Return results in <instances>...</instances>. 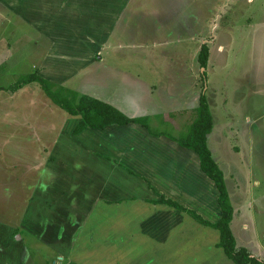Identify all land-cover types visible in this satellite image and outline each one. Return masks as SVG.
<instances>
[{
	"label": "rangeland",
	"instance_id": "rangeland-1",
	"mask_svg": "<svg viewBox=\"0 0 264 264\" xmlns=\"http://www.w3.org/2000/svg\"><path fill=\"white\" fill-rule=\"evenodd\" d=\"M14 1L15 6H20L19 0ZM73 2L67 3L64 12L55 14L53 30L47 26L42 33L37 34L32 25L25 23L22 18L18 20L17 16H10L4 20L0 15V86L16 84L22 75L46 70V65H42L40 60L49 52L55 53V58L54 65L47 72L57 70L62 75L61 72L69 73L75 68V73L83 71L85 75H136L150 85H156L154 97L158 99V93L164 86L170 85L176 93L183 90L185 79L180 67L186 58L192 66L187 74L196 75L195 95L205 91L213 114L214 135L213 138L210 137L212 134L209 136V147L215 152L214 158L227 172L225 176L229 191H232L231 179L240 196L247 193L245 199L239 202L234 195L235 208L247 215L241 219L234 217L232 230L240 237L243 221L248 222L245 230L248 242L243 241L241 244L249 243L246 246L252 255L264 262V0ZM66 15L70 20L64 22ZM63 30L69 33L67 38L61 34ZM54 36L63 39L60 47L58 44L54 46ZM203 45H208L210 51L206 68L197 59ZM98 46L103 50V61L100 68L99 64H89V69L88 53L98 52ZM38 73L41 75V72ZM42 76L50 80L49 76ZM64 76L70 77L66 81L67 87H79L76 80L81 75ZM77 82L80 83L79 80ZM138 87L135 94L136 104L140 107L146 86ZM2 92L0 222H16L22 209L17 208L18 201L21 207L27 204V209L30 207L31 210L32 207V212L36 210L37 231L44 230L54 238L60 237L59 243L54 238L37 241L41 256L37 258L42 259L44 264L74 263L61 251L66 252L71 247L70 238L75 232L78 238L89 239L90 250L100 248L107 251L103 264H129V259L115 256L116 250L114 252L111 239L104 238L108 243L102 238L95 239L102 232H110L115 236V229L122 225L126 227L121 232L126 234L125 237L134 232L137 218L115 214L114 204L106 206L103 200L114 203L127 194H140L139 178L128 176L124 167L116 164L114 167L98 155H90L84 143L80 142L78 146L85 151L73 156L68 148L69 128L72 125L66 124L64 118L68 115L55 107L38 84L23 90L24 98H19L20 104L15 107L9 101V93ZM192 93L190 91L187 97L192 96ZM196 96H192L191 107L197 104H193ZM160 103L169 104L168 97H163ZM190 110L177 112L174 122L167 114L170 123L162 122L166 115L159 120L149 118V131L152 135L166 134L172 140L189 134L195 114ZM179 113L183 114V118ZM68 119L78 122L75 117ZM177 124L179 128H175ZM111 130L119 132L117 129ZM61 131L64 134L60 136ZM100 132L104 131L87 129L81 136ZM220 137L221 145L218 146L217 139ZM222 147L232 163L230 169L223 163L226 157L221 152L224 151ZM194 155L199 165L198 155ZM124 160L128 168L138 172L142 170V165H132ZM206 179L211 182L209 178ZM45 184L47 188L41 190L40 185ZM186 189L188 192L192 190L189 186ZM96 198L103 199L97 203ZM145 222L152 231L163 227L160 216H151ZM190 225V222L185 221L186 246L195 243V251L188 249L183 261L181 257L185 253L179 255L177 264H232L222 249L220 254L210 255L205 239L201 241ZM169 226L173 227L174 221L171 220L166 228ZM17 227V224H12L15 234L18 233ZM6 228L0 227V235ZM25 237L30 238L26 233ZM30 240L27 239L28 242ZM152 244L149 242L148 245ZM185 247L183 244L177 248L183 251ZM10 249L12 251L13 246ZM86 257L80 253L75 261L77 264H100L98 252L89 255L91 261L86 260ZM147 259L148 264H168V261H164L163 247L160 256L155 257V262ZM134 261L133 264H143L141 260ZM10 262L16 264L14 258Z\"/></svg>",
	"mask_w": 264,
	"mask_h": 264
},
{
	"label": "crops",
	"instance_id": "crops-1",
	"mask_svg": "<svg viewBox=\"0 0 264 264\" xmlns=\"http://www.w3.org/2000/svg\"><path fill=\"white\" fill-rule=\"evenodd\" d=\"M19 1L20 3L18 5L20 6H15L16 3L14 0H0V15L4 17V18L2 17L4 20H6L5 19L6 17H10V16L12 17L15 16L13 18H16L17 16L18 20L22 18V20L25 23H29L32 25L35 34L42 33L44 29L47 28V26L49 30H53L54 28L53 21L55 20V14L60 11L64 12V10L66 9L65 6H67V3L69 1L70 4L71 2L74 4L73 2L74 0H19ZM69 20H70L69 17L66 15L64 18V22H67ZM25 32L29 35V31L27 29L25 30ZM61 34H63L64 37L67 38L69 33L66 30H63ZM54 38H55L54 46L56 47L58 44V46L60 47L59 44L63 42V39L57 38L56 36H54ZM93 46H96V44L93 43ZM98 49H99L98 52L96 51L95 52L92 51L91 53L87 52L89 55L88 56L89 63L87 64L88 67L89 64L93 66L95 64H99L98 67L100 68V64L103 61L101 54L103 50L100 47ZM59 53H64V52H59ZM54 54H49L48 52L47 54H45L43 60H40V63L42 65L43 64L46 65L47 67L46 70H48L54 65L53 62L55 58ZM180 68H181V75L185 79V82L183 83L184 86L183 90L181 92L176 93V90L171 89L170 85L168 87L164 86L161 89V92L158 93L159 95L158 99L154 97L155 96L154 89H156V85L155 84L150 85L149 82L148 83L145 82L136 75L107 76V75H91V73L89 75H85L83 71L80 73L78 72L75 73L74 72L75 68L71 69L69 73L61 72L62 75H60L57 72V70H53L51 73V72H47L46 70L40 69V71L38 72H41L40 75L41 77H43L42 75L49 76L48 77L50 78L49 81L58 86H63L65 88L76 91L80 95L92 96L106 103L112 104L113 106H115L116 108H118L120 111H122L124 114H126L131 118H146L147 120H149V118H153L155 120H159L160 118L165 117L166 115L165 120L163 119L162 122L170 123V121H168L167 118L168 116L170 119H174L172 120L174 122L177 117L176 116L177 112H183L184 110L187 111L188 108H191L190 111H193V113L195 112V114L193 115L194 116L193 121H194L196 118L197 108L199 106L200 96L202 93L204 94L206 93L205 91H201V93L198 96L195 95V89L197 88L195 84L196 75L187 74L189 72V69H192V66L191 63L188 64L186 58L184 59L183 64ZM38 72L35 71V73ZM64 75H81V78L80 79L78 78L76 80V84H79V87L78 85L77 87H75L77 90L69 86L67 87L66 83L70 80V77H65ZM100 78L101 80L99 81L98 79ZM78 80L80 81V83L77 82ZM32 84H38V83H31L14 92L10 90L9 91L4 90L6 93H9L8 95L9 101L14 107L20 104L19 98H24V94L22 93V91L29 88ZM13 85L11 84L7 87L4 86H0V87L8 89ZM139 85L146 86V91L144 92L143 97L141 98L142 102L140 103V107H138V105L136 104L137 94H135L139 88L138 87ZM187 89H189L191 92L192 91L194 92L192 93V96H196L194 97L195 102L193 104H195L196 102L197 104L194 107L190 106V104L192 103V96L187 97V95L190 94V91H187ZM0 93H4V92L0 91ZM123 97H128L129 99H124ZM163 97H168L169 104L163 105L160 103ZM54 105L55 107H58L56 104ZM167 114L170 115L167 116ZM179 115L181 118H183V114L181 115L179 113ZM69 117L72 116L68 115L67 117L64 118H66V122H67L66 124L71 123L72 125L69 128L70 135H68L69 138L68 148H69V152L72 153L73 156H76L81 151H85L84 149L78 146L80 145L78 143L80 142L84 143L86 152H88L90 155L92 156L98 155L101 159H105L106 161L110 162L111 165L114 167L116 164L119 167L121 166L126 168L128 171L127 173L128 176L138 177L139 180L141 181L140 194L138 195L127 194L119 198V200H115L114 203L111 202L108 203L107 199L103 200L106 206L109 204H114L112 206H114L115 208L116 211L115 214L117 215L120 214L123 215L124 217L135 216L137 218V227L134 230V232L131 234H127L128 236L125 237L126 234H122L121 232L126 227L122 225L120 228L115 229V236L114 234L112 236L110 232H102V234L99 237L96 238L93 236L92 238H96L95 240H100V238L104 240V238L106 237L111 239V241H113L114 252L116 250L115 256L119 255V257H124L125 260L129 259L130 262L129 264H133L135 262L134 261L135 259L141 260L143 264H148L147 258H149L152 262H155V257L160 256L162 252V247L164 248V261L165 260L168 261V264H177V260L180 258L182 254L185 253L181 257V261H183L182 259L186 256V254L188 255L187 252L188 249L195 251V247H194L195 243L192 244V246L189 244H187L186 246V242H187V240L185 239L186 238L185 232L187 231L185 227V221H186L192 224L190 225V228L195 230L196 234L197 233L199 234V239L201 241L205 239L204 243H206L205 246L208 249L210 255L220 254L219 252L221 248L217 246L219 244L220 235L218 234L219 232L217 230H215L212 227H208L200 224L186 212L177 210L165 204H159L158 202L161 197H164L166 199H171L179 203L186 209H189L190 211L194 210L195 212L200 214L205 220L211 222H216L221 217L222 212L218 204V197H219L218 190L212 180L210 182L209 180L206 179L208 177L201 170L200 159L198 165V160L195 157L194 155L195 152L193 150L186 149L180 146L178 142L172 140L171 136H168L166 134L158 135V133H154V135H152L148 129H146L145 127L139 124H129L125 126L114 125L107 127L104 130H98L104 132L81 136L83 135L82 132L80 134L75 135L73 132L77 123L79 122V118L75 117L78 119V122L75 123L74 120L71 121L70 119H68ZM193 121L191 122V125ZM213 122H214V118H213ZM175 128H179L178 124L177 127L175 126ZM111 129H117L119 132ZM62 134H64V131L60 132V136ZM211 134H210L211 136L210 135L209 136L213 138L214 135L213 131L211 132ZM209 136H208V143L210 139ZM58 137L59 136L57 135V139ZM165 137H167V139H164ZM217 140L219 143L218 146H220L222 140L221 137L218 138ZM210 150L212 152V155L213 154L215 155L214 150H212L211 148ZM222 150H224L221 151L223 153V156L225 155L226 157V161L223 160V163L226 165V168L227 167L229 168L230 165H232V163H230L229 156L226 155L225 149L223 148ZM58 159H60V157H58ZM124 159L128 160V163H132V165L134 164H138V166L139 164L142 165L141 168L142 170L138 172L136 170L128 168V166L124 164L125 162ZM215 160L218 163V165L221 167L225 176L227 172L220 165L219 161L217 159ZM229 180L232 184V191L230 190L232 195L229 191V187L225 176L228 193L234 208V217L237 216L239 219L245 218L247 214L235 208L236 204L234 202V195L235 197H238L237 201L239 202L240 199L242 200L245 199L247 193L243 196H240L236 192L237 186L236 184H234V181H232L231 179ZM187 186L191 187L192 190H190V192L187 191L186 189ZM45 188H47V184L40 185L41 190H45ZM249 192L251 193V191ZM101 199L103 198H96L95 202L99 203ZM20 203L21 202L18 201L17 208H22L24 210L23 211L22 209L20 210L18 219L16 220L15 223L10 224V222H7V220L0 222V227H4V228L7 227L6 228L7 230L1 232L0 235V258L1 260H4L3 262H1L0 260V262L2 264H11L10 261L12 258H14L16 260V264H44L42 259L40 260L39 258H37V256L41 257L40 252L38 251L39 243L37 241H39V239L41 238L53 239L54 236L50 235L47 231L44 230L38 232L36 228V223L38 222L36 210L32 212L31 211L32 207L30 210V207L27 209L28 206L27 204H23V207H21ZM151 216L152 217L160 216L162 218L163 227L161 230L157 229L152 231L147 227L145 220ZM210 216H212V220L210 219ZM171 220L174 221V226L173 227L169 226V228L167 229L166 226L168 223L171 222ZM233 221L231 223V228L233 227V223H234ZM247 223L248 222L243 221L240 237L236 236L235 234L234 235L237 242L236 244L237 248H246L250 252V250L247 247L248 246L247 244L249 243L244 245L241 244V242L243 241L248 242V236L245 235L246 233L245 230L247 229V225H248ZM12 224L18 225L17 229L18 228L19 229L17 234H15L16 230H13ZM25 233L30 238H26ZM27 239H31V240L28 242ZM54 239L59 243L60 237H56ZM118 239H120V241ZM70 240L72 241L71 247H68L66 249L68 251L65 252L64 250H62L64 248L63 246V248L61 249L62 250L61 254L68 257V260L70 261L72 260L74 262L72 264H77L75 258L80 253H83L85 256H87L86 260L88 259V261H91L89 255L91 256L92 252H98L100 254L99 263L103 264V262L105 261L104 257L105 255H107V251L102 250L100 248L90 250L91 248H90L89 239L78 238V234L75 232L74 236H72ZM104 241L108 243V240H104ZM149 242H153V244L148 245ZM183 244L184 247L186 246L187 248L185 247V249L181 251L177 247ZM12 246L14 249L10 251L11 250L10 248ZM5 255L7 258L5 257ZM252 256L256 257L254 256V254ZM118 261L121 263L120 258L118 259ZM223 261L226 262L224 259ZM232 264L234 263L232 262Z\"/></svg>",
	"mask_w": 264,
	"mask_h": 264
},
{
	"label": "trees",
	"instance_id": "trees-1",
	"mask_svg": "<svg viewBox=\"0 0 264 264\" xmlns=\"http://www.w3.org/2000/svg\"><path fill=\"white\" fill-rule=\"evenodd\" d=\"M208 49V45H203L201 50H199L198 60L203 68L208 66L210 54ZM31 83H38L47 97L69 116L79 118V122L73 132L75 135L84 132L88 128L104 130L114 125L125 126L139 124L149 130L148 120L146 118H131L112 104L92 96L80 95L74 90L58 86L35 72L20 77L16 84L8 89L0 87V91L10 90L14 92ZM213 127V115L210 110L208 98L206 94L202 93L196 118L190 127L189 134L175 141L180 146L193 150L199 156L202 172L214 182L218 190V204L222 212L221 217L214 223L205 220L194 210L190 211L171 199L161 197L158 202L159 204H165L186 212L200 224L217 230L220 235L217 246L224 251L226 257L234 264H264L258 258L253 257L246 248H237L236 246V238L231 228V223L234 218V208L228 193L224 172L214 159L210 148H208V136L213 131Z\"/></svg>",
	"mask_w": 264,
	"mask_h": 264
}]
</instances>
